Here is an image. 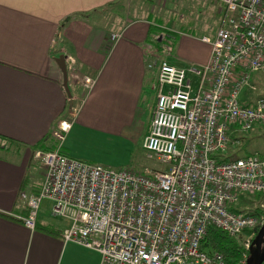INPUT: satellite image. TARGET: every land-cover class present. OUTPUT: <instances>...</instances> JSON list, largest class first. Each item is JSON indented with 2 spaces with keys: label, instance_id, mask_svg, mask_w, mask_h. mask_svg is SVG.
<instances>
[{
  "label": "built area",
  "instance_id": "built-area-1",
  "mask_svg": "<svg viewBox=\"0 0 264 264\" xmlns=\"http://www.w3.org/2000/svg\"><path fill=\"white\" fill-rule=\"evenodd\" d=\"M211 1L220 15L213 37L201 38L210 46L205 63L173 64L168 49L148 63L155 89L141 147L164 168L134 171L68 156L61 142L73 118L59 119L55 144L34 151L43 166L38 189L20 193L25 227L34 228L41 201L49 199L52 213L67 221L62 241L96 251L97 264H247L264 223V151L226 160L222 154L241 132L264 126V94L240 98L246 85L255 90L250 74L264 72V0ZM92 82L84 76L81 84ZM239 193L247 196L239 201ZM210 226L235 238L232 262L200 247Z\"/></svg>",
  "mask_w": 264,
  "mask_h": 264
},
{
  "label": "crops",
  "instance_id": "crops-1",
  "mask_svg": "<svg viewBox=\"0 0 264 264\" xmlns=\"http://www.w3.org/2000/svg\"><path fill=\"white\" fill-rule=\"evenodd\" d=\"M184 1L0 0V264H62L66 243L60 233L67 221L52 213L51 201H41L33 229L19 218L26 214L20 193L35 192L42 180L43 166L34 151L52 146L50 132L70 108L65 85L67 92L83 93L64 83L55 57L67 51L74 68L93 79L65 137L75 136L74 125L94 122L129 136L140 110L150 114L155 72L148 63L153 56L168 49L166 59L176 65L202 64L208 58L210 46L201 38L214 35L217 3L207 5L209 15H215L208 28H201L196 40L184 41L187 54L174 51L175 43L156 44L162 34L176 39L178 33H194L181 28ZM143 134L136 140L140 146ZM61 151L78 158L64 145Z\"/></svg>",
  "mask_w": 264,
  "mask_h": 264
},
{
  "label": "rangeland",
  "instance_id": "rangeland-1",
  "mask_svg": "<svg viewBox=\"0 0 264 264\" xmlns=\"http://www.w3.org/2000/svg\"><path fill=\"white\" fill-rule=\"evenodd\" d=\"M184 3L185 4L182 7H185L186 12L184 13V21L182 22L181 28L184 31L190 29H194L195 31L193 34L178 33L176 35L177 37L174 42L175 46L173 50L176 51L177 49L180 53L187 54L188 50L184 41L196 40L201 34L199 30H201V28L204 30L208 28L211 23L210 18L214 19L215 15H209V6L207 5L210 4V6H216V4H214L215 2L213 1H207V3L204 4L203 0H185ZM64 53L72 56L65 50ZM72 59L73 62L64 63L66 81H68L69 85H72L73 87L76 86L81 88L83 93H75L74 91L67 92L65 89L68 99H72L70 100L71 105L69 110H72V108L75 110L73 117H69L67 113H64L63 118L68 119H74L76 117V112L80 105H82L81 103L83 102L84 93L88 89L81 84L84 76L87 75L74 68L75 61L73 56ZM63 61H65L64 56ZM248 84L253 85L255 90H250L249 86L246 85L240 92L241 99L250 100L258 95H263L264 72H252L248 79ZM145 112L146 113L144 114V111L140 110L136 120L131 125L129 136L122 135V133H119L118 131L104 129L100 127L97 122L89 125L80 123L74 125V128L77 129L75 131V136L64 137L61 143L70 153L76 154L78 158H86L89 161L99 163L103 166H110L113 168L125 167L134 171H143L146 169L161 170L164 167L156 156L153 154L149 155L144 149H142L140 144L136 143L138 136H141L144 131L146 132L149 123V109ZM54 130L55 126L52 128V138ZM238 139V143L228 145L222 155L241 157L253 151H264V126L256 125L248 131L241 132V136L238 137ZM54 144L55 141L52 143V146ZM246 196L247 194L239 193V201ZM252 197L253 202H255L256 196ZM97 257V253L91 249L73 242H67L62 253V264H93Z\"/></svg>",
  "mask_w": 264,
  "mask_h": 264
},
{
  "label": "trees",
  "instance_id": "trees-1",
  "mask_svg": "<svg viewBox=\"0 0 264 264\" xmlns=\"http://www.w3.org/2000/svg\"><path fill=\"white\" fill-rule=\"evenodd\" d=\"M160 36V39L156 40V44L158 47H167V44L172 45L176 40L175 37H173V34L171 36H167V34L166 36H164L163 34ZM164 40L168 43H164ZM50 134H52V131L50 132ZM230 158H232L231 155H224L223 160ZM255 233L256 232H254V235ZM253 239L254 236L252 238V242ZM200 247L206 249L207 252L213 250L221 251L225 256L226 261L232 262L237 256L239 245L236 243L235 238L230 237L221 230L210 226L208 227L206 234L201 241Z\"/></svg>",
  "mask_w": 264,
  "mask_h": 264
},
{
  "label": "water",
  "instance_id": "water-1",
  "mask_svg": "<svg viewBox=\"0 0 264 264\" xmlns=\"http://www.w3.org/2000/svg\"><path fill=\"white\" fill-rule=\"evenodd\" d=\"M55 61L61 67V69L63 71L64 83H65L66 74H65V66H64V61H63L62 55L59 54L57 57H55ZM65 89L67 90L66 85H65ZM263 232H264V224L261 227H259L257 233L254 236L253 242H255V244H256V251H255V253H253V254L248 256L247 264H259V262L263 259L264 252L261 253V255L259 256V245H260V239H261V236H262Z\"/></svg>",
  "mask_w": 264,
  "mask_h": 264
},
{
  "label": "flooded vegetation",
  "instance_id": "flooded-vegetation-1",
  "mask_svg": "<svg viewBox=\"0 0 264 264\" xmlns=\"http://www.w3.org/2000/svg\"><path fill=\"white\" fill-rule=\"evenodd\" d=\"M264 224V223H263ZM259 228H257L255 230V232L257 233ZM255 233V234H256ZM255 236V235H254ZM256 251V244L255 242H252L249 246V250H248V256L255 253ZM264 252V232L262 233L261 239H260V245H259V256L261 255V253ZM259 264H264V257L263 259L259 262Z\"/></svg>",
  "mask_w": 264,
  "mask_h": 264
}]
</instances>
